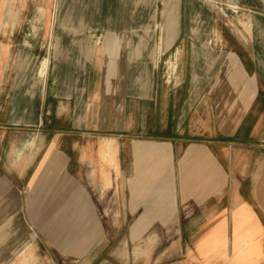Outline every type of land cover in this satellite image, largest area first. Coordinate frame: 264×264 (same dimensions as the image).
Segmentation results:
<instances>
[{
	"label": "crops",
	"instance_id": "0c3cea01",
	"mask_svg": "<svg viewBox=\"0 0 264 264\" xmlns=\"http://www.w3.org/2000/svg\"><path fill=\"white\" fill-rule=\"evenodd\" d=\"M0 264H264V0H0Z\"/></svg>",
	"mask_w": 264,
	"mask_h": 264
},
{
	"label": "rangeland",
	"instance_id": "374dc122",
	"mask_svg": "<svg viewBox=\"0 0 264 264\" xmlns=\"http://www.w3.org/2000/svg\"><path fill=\"white\" fill-rule=\"evenodd\" d=\"M129 67H130V65H129ZM53 68H54L53 64H48V69H47L48 71H52ZM146 68H149V65H144V69H146ZM130 69L131 68H129V71H130ZM149 70L150 69H148V71ZM66 107H68V106H66ZM149 109H150V106H149ZM64 114L67 115L68 117H70V113L67 112V113H64ZM53 115H54V112H51L47 117L51 118V116H53ZM68 137L70 138V132L65 134L64 141H68V139H67ZM62 147L64 148V150H67V151L70 150L69 144L64 143Z\"/></svg>",
	"mask_w": 264,
	"mask_h": 264
}]
</instances>
